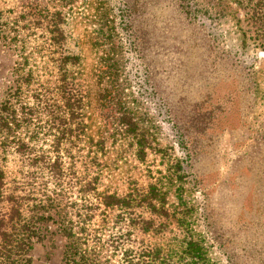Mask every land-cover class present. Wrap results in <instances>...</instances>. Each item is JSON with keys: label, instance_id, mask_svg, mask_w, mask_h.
Wrapping results in <instances>:
<instances>
[{"label": "rangeland", "instance_id": "1", "mask_svg": "<svg viewBox=\"0 0 264 264\" xmlns=\"http://www.w3.org/2000/svg\"><path fill=\"white\" fill-rule=\"evenodd\" d=\"M189 2L202 11L197 20L186 16L179 0H138L134 17L148 36L140 49V38L123 29L122 0H0V100L24 56L27 66L43 70L42 80L52 79L45 16L60 11L68 18V50H81L87 77L109 95L89 113L93 133L102 130L109 151L91 172L125 192L134 181L174 174L180 163L186 178L195 173L200 181L183 203L194 208L187 220L206 238L211 257L219 264H264V52L253 16L258 2L257 12L264 13V0ZM123 110L139 118L153 144L144 161L112 143ZM172 113L190 120L183 146L191 165ZM75 194L62 191L61 204ZM168 201L170 208H184L171 186ZM47 226L28 264H66L68 241L55 223Z\"/></svg>", "mask_w": 264, "mask_h": 264}, {"label": "trees", "instance_id": "2", "mask_svg": "<svg viewBox=\"0 0 264 264\" xmlns=\"http://www.w3.org/2000/svg\"><path fill=\"white\" fill-rule=\"evenodd\" d=\"M179 1L186 16L197 20L202 11L189 0ZM137 2L122 0L120 9L128 18L123 29L140 38V49H146V28L134 17ZM257 5L260 2L253 16L261 28L264 52V13L257 12ZM45 19L52 65L47 75L52 79L42 80L43 70L27 66L24 56L12 69L13 86L0 100V264H28L29 252L45 238L48 223H55L68 241L66 264H219L206 238L187 220L194 208L183 203V195L199 190L195 173L186 178L188 169L177 162L174 174L149 176L145 184L134 181L119 192L102 184L99 171L91 172L109 151L102 130L93 133L89 113L95 106L102 108L109 95L87 77L81 50H68V18L56 11ZM262 83L264 88V76ZM170 115L177 121L180 144L186 145L189 118ZM110 135L112 143L132 149L140 161L153 150L148 132L132 111L123 110ZM183 148L189 163L190 151ZM187 183L191 188H185ZM170 186L184 208H170ZM67 188L76 194L62 205L60 194ZM211 224H216L215 218Z\"/></svg>", "mask_w": 264, "mask_h": 264}]
</instances>
